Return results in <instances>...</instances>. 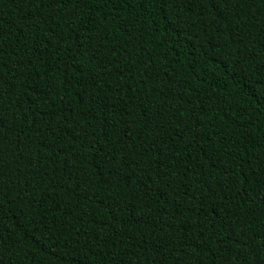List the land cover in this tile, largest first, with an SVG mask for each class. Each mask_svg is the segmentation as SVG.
<instances>
[{
    "label": "trees",
    "instance_id": "1",
    "mask_svg": "<svg viewBox=\"0 0 264 264\" xmlns=\"http://www.w3.org/2000/svg\"><path fill=\"white\" fill-rule=\"evenodd\" d=\"M0 264H264V0H0Z\"/></svg>",
    "mask_w": 264,
    "mask_h": 264
}]
</instances>
